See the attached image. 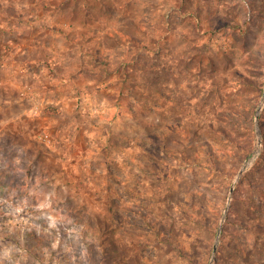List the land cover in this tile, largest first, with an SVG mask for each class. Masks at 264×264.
Segmentation results:
<instances>
[{
    "label": "rangeland",
    "instance_id": "1",
    "mask_svg": "<svg viewBox=\"0 0 264 264\" xmlns=\"http://www.w3.org/2000/svg\"><path fill=\"white\" fill-rule=\"evenodd\" d=\"M263 91L264 0H0V264H264Z\"/></svg>",
    "mask_w": 264,
    "mask_h": 264
},
{
    "label": "bare ground",
    "instance_id": "2",
    "mask_svg": "<svg viewBox=\"0 0 264 264\" xmlns=\"http://www.w3.org/2000/svg\"><path fill=\"white\" fill-rule=\"evenodd\" d=\"M174 42H176V41H174ZM174 45H175V43H174ZM178 48V47H177ZM173 49H174V47H173ZM175 51V50H174ZM177 52H178V49H177ZM177 54V53H176ZM178 55V54H177ZM175 58H177V57H175ZM174 59V58H173ZM177 64V63H176ZM192 64V63H191ZM174 66V65H173ZM178 66V65H177ZM192 66H195L194 65V63H193V65H191L190 66V68L192 67ZM174 67H176V65L174 66ZM200 67H201V65H200ZM170 68H172V67H170ZM189 68V67H188ZM187 68V69H188ZM189 68V69H190ZM197 68V67H196ZM173 69V68H172ZM177 69V68H176ZM203 68H201V70H202ZM205 70H208V69H205ZM210 70V69H209ZM172 71V70H171ZM200 71V70H199ZM212 71V70H211ZM176 72V71H175ZM208 72V71H207ZM172 73H173V71H172ZM214 73V72H213ZM200 74H202L201 72H200ZM209 74L211 75L212 73L211 72H209ZM172 75V74H171ZM174 75V74H173ZM196 75V74H195ZM215 75V74H214ZM192 77L194 76L193 74L191 75ZM196 76H198V75H196ZM172 78H174V76H171ZM175 78H176V76H175ZM177 79V78H176ZM200 81H201V79L200 78H198ZM193 80V79H192ZM204 80V79H203ZM175 81V80H174ZM193 82V81H192ZM204 82V81H203ZM203 82H201V83H203ZM194 86V85H193ZM192 89V88H191ZM215 89V88H214ZM216 90L219 92V88H216ZM221 90V89H220ZM223 91V90H222ZM224 92V91H223ZM215 93V92H214ZM219 93H221V91L219 92ZM218 93V94H219ZM201 95V94H200ZM201 100H203V98H201Z\"/></svg>",
    "mask_w": 264,
    "mask_h": 264
},
{
    "label": "water",
    "instance_id": "3",
    "mask_svg": "<svg viewBox=\"0 0 264 264\" xmlns=\"http://www.w3.org/2000/svg\"><path fill=\"white\" fill-rule=\"evenodd\" d=\"M264 100V91H263V95H262V101ZM258 113H259V109H258V112L256 114V121H258ZM257 134H258V144L260 145L261 144V137H260V134H259V130H257ZM243 172V169H241L237 175V177H239L241 175V173ZM234 186V185H233ZM233 186L231 188V192L233 191ZM216 251V245L214 246V252Z\"/></svg>",
    "mask_w": 264,
    "mask_h": 264
}]
</instances>
